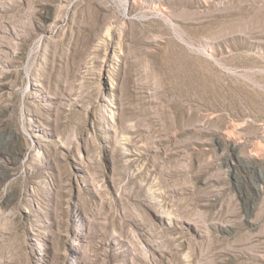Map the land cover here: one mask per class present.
Instances as JSON below:
<instances>
[{
    "label": "rangeland",
    "instance_id": "1",
    "mask_svg": "<svg viewBox=\"0 0 264 264\" xmlns=\"http://www.w3.org/2000/svg\"><path fill=\"white\" fill-rule=\"evenodd\" d=\"M0 264H264V0H0Z\"/></svg>",
    "mask_w": 264,
    "mask_h": 264
}]
</instances>
